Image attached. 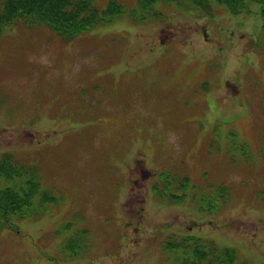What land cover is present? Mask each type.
Listing matches in <instances>:
<instances>
[{
	"label": "rangeland",
	"instance_id": "1",
	"mask_svg": "<svg viewBox=\"0 0 264 264\" xmlns=\"http://www.w3.org/2000/svg\"><path fill=\"white\" fill-rule=\"evenodd\" d=\"M95 1L101 9L109 4V0ZM118 1L124 4L123 12L72 40H64L49 25L21 18L0 32V119H10L19 132L23 128L28 132L17 133L14 150L23 157L12 154L32 165L42 190L56 197L54 202L41 201L40 192L26 216L11 215L7 222L0 218V264H132L134 260V264H206V259L196 255V247L188 246L197 239L235 248L233 264H264V31L260 4L246 3L241 12L249 15L243 16L247 21L242 25L235 22L240 15L229 17L226 4L210 0L214 16L219 18L216 27L208 16L178 11L213 12L190 1L160 0L150 10L140 0ZM3 2L0 0V9ZM203 21L214 36L219 28L229 32L232 27L245 34L230 45L225 63L224 58L216 57V44L199 39L196 26H190ZM161 23L159 36L177 32L162 57L165 61L128 66L155 58L158 50L151 47ZM38 27L46 29L39 32ZM228 78L231 84L225 86ZM40 117L44 130L57 128L64 133H54L60 136L52 146L18 151L35 144L36 139H28L27 134L34 138L41 134L15 121ZM80 117L88 124L65 138L70 127L80 124ZM5 125L7 121H0V128ZM1 138L6 140L5 135ZM6 152L11 153L0 149V157ZM135 158L140 164L132 170L127 165L135 163ZM119 170L124 171L125 185L121 194L113 196L122 185ZM156 171L158 180L163 171L188 174L194 188L223 185L226 191L220 192L217 213L198 212L209 213V205L200 195L194 200L191 191L181 201L184 207L159 208L148 192ZM127 175L136 180L129 196ZM15 183L0 177L1 187ZM141 197L150 202L147 227L173 222L180 230L161 235L160 245L174 238L181 242L178 247L163 246L159 253L154 233L147 234L138 247L130 246L121 214L128 216L130 209L141 204L130 198ZM209 219L214 222L208 224ZM193 220L205 224L196 228ZM171 226L158 227V233L168 234ZM72 237L77 239L78 250L65 246Z\"/></svg>",
	"mask_w": 264,
	"mask_h": 264
},
{
	"label": "trees",
	"instance_id": "2",
	"mask_svg": "<svg viewBox=\"0 0 264 264\" xmlns=\"http://www.w3.org/2000/svg\"><path fill=\"white\" fill-rule=\"evenodd\" d=\"M160 0H140V4L144 7L145 10H150L153 8L154 4ZM170 1V0H162ZM195 3L196 5L201 6L205 11L209 12L210 10L214 11L215 8L211 6L210 0H185ZM184 1V2H185ZM221 3L226 4L232 13L240 15L238 21L235 22H245V15H249L245 11L241 12L245 7L248 1H255L260 4V14L262 20V27L264 31V0H217ZM184 5V3H183ZM124 11V4L118 0H109V4L101 9L97 6L95 0H4L2 7L0 9V32L7 24L15 22L17 19H26L31 23H44L51 26L59 35L64 38L72 39L75 38L82 31L94 26L100 21H106L113 18L116 14H119ZM213 13V12H212ZM242 14V15H241ZM259 14V15H260ZM232 16V15H231ZM234 17V16H233ZM235 18V17H234ZM45 27H38L39 32L45 30ZM239 33L235 30L234 27L228 32L226 31L224 39L229 41L232 38L233 34ZM234 37H238L240 40L242 37L237 34ZM230 42H220L221 48H224V58L228 55V47ZM134 66V65H128ZM79 117V116H78ZM80 124L70 127L69 131L65 135V138L68 137L69 133H75V128H80L85 126L87 123L85 117H80L78 119ZM63 133V132H62ZM235 134H232V136ZM64 138V135H63ZM130 154V153H128ZM129 156V155H128ZM127 159V158H126ZM134 160V159H133ZM136 163L140 164V159L135 158ZM129 166V165H127ZM0 175H5L9 178L13 175H20L23 173V169L17 167L12 162V155L5 154L3 157H0ZM164 177H162L163 185L155 183L154 192L157 196L171 195L174 198L182 197L186 198V194L177 195L172 191L173 188L176 190L184 189L186 190H196L195 186L191 184L188 178L184 177L178 181L177 176L170 175L167 171L163 172ZM200 185V184H198ZM223 185L212 186L207 190H204L201 194V199L206 201L209 207H214L215 202L220 196V192H223L225 189ZM193 188V189H192ZM39 190V182L35 180L28 181V185L22 189L20 192L18 189L13 187H0V215L1 218L7 222L11 215L25 216L29 213L30 207H34L33 196ZM198 191V190H197ZM173 194V195H172ZM55 197L51 194H47L48 201L54 200ZM133 222L136 223L134 220ZM157 226L152 225L149 229V232L142 234V236H135L137 240V246L143 244L144 239L148 233H157ZM64 228H67V225H64ZM157 235V234H156ZM126 238V237H125ZM179 243L176 240L170 239L167 242L168 248H173L179 246ZM158 241L155 242V248ZM74 247V245H69ZM132 248L135 246L131 245ZM163 248V246H160ZM160 247L158 252L160 253ZM157 249V248H156ZM196 255L204 260L205 257L209 259L206 264H230L229 256L232 258L231 253L215 254L209 256V253L206 251V254H203L201 249H195ZM224 257V258H223ZM133 259H136V254L132 256ZM135 262V260H134ZM134 262L132 264H134ZM192 264H198L196 261Z\"/></svg>",
	"mask_w": 264,
	"mask_h": 264
},
{
	"label": "flooded vegetation",
	"instance_id": "3",
	"mask_svg": "<svg viewBox=\"0 0 264 264\" xmlns=\"http://www.w3.org/2000/svg\"><path fill=\"white\" fill-rule=\"evenodd\" d=\"M170 37H166V38H162V45L166 44L168 41H169ZM153 47L154 48H157L160 50V55L162 53H164V49L158 45V43H156V40H154V44L153 46L151 47V50H153ZM138 200L140 202H144L145 200L144 199H139ZM141 207H140V210L141 211H138L137 214L135 215L136 216V220L135 222L138 223V224H133L132 223V230L134 231V235L135 236H141V229H143L142 225L144 224V216L146 215V213H144L143 211L146 209V203H141ZM135 242H137V240L135 239Z\"/></svg>",
	"mask_w": 264,
	"mask_h": 264
}]
</instances>
